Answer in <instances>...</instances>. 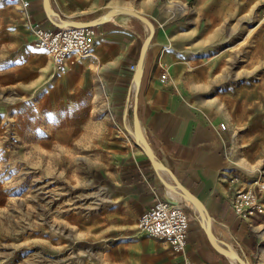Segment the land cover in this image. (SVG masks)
Here are the masks:
<instances>
[{
    "label": "rangeland",
    "instance_id": "1",
    "mask_svg": "<svg viewBox=\"0 0 264 264\" xmlns=\"http://www.w3.org/2000/svg\"><path fill=\"white\" fill-rule=\"evenodd\" d=\"M223 2L200 37L214 46L193 55H211L212 60L215 53L217 63L214 70L212 64L206 66L208 78L196 81L195 88L205 83L221 89L232 136L244 139L252 128L247 120L264 116V92L258 88L252 93L250 87L264 82V0ZM0 6L16 8L20 16L0 17V264H127L131 249L140 252L154 238L137 227L138 215L116 204L106 176L108 163L121 151L108 146L106 118L112 113L117 122H110L123 140H129L114 113L125 85L106 83L95 68L94 43L89 55H75L57 68L47 51L36 46L19 1ZM91 54L95 85L89 90L88 108L95 131L58 138V128L67 116L71 119L73 109L69 107L67 115L64 101L73 91L64 73L75 62L87 63ZM240 152L236 158L241 159L238 171L244 183L264 182V158L253 160ZM159 188L161 198L176 201L160 184ZM255 215L260 217L252 223L260 224L255 229L263 233L264 213ZM223 216L229 221L227 214ZM235 226L233 230L241 233Z\"/></svg>",
    "mask_w": 264,
    "mask_h": 264
},
{
    "label": "crops",
    "instance_id": "2",
    "mask_svg": "<svg viewBox=\"0 0 264 264\" xmlns=\"http://www.w3.org/2000/svg\"><path fill=\"white\" fill-rule=\"evenodd\" d=\"M219 1L224 5L223 1L226 0ZM219 1L51 0L55 9L70 21L85 23L106 15L113 7L133 9L153 21L155 39L148 53L143 85L139 80L137 87L138 124L141 118V94L145 106L144 125L139 124V127L144 128L148 143L167 173L201 198L200 201L210 216L209 225L214 229L217 225L222 227L232 242L247 254L249 264H264V232L259 233L255 229L260 224L254 227L252 223L260 215L240 219L230 208L236 189L250 184L244 183L238 171L241 159L236 157H240V151H245V155L251 159L264 158V116L247 120V125L252 127L249 128L247 137L234 138L230 124L224 118L222 96H219L222 95L221 89L216 86L206 87L205 83L202 87L195 88L196 81L208 78L206 66L210 68L208 65L212 64L213 69L217 63L215 53L212 60L211 55L195 58L193 55L199 49L214 46L213 41L202 40L200 37L209 29V18L217 9ZM27 12L31 23L54 27L43 0H29ZM18 14L16 8L0 6L1 18L11 15H17L15 17L18 18ZM117 14L118 12H114V18ZM94 32L93 51L96 62L91 54L87 63L84 60L75 62L64 73L73 91L70 98L66 97L64 101L67 115L70 113L68 108L73 109L71 119L67 116V121H63L58 128V138L61 134L76 137L95 131L89 123L92 112L88 108L89 90L95 85L93 62L95 68L98 67L103 73L107 84L117 82L125 85L122 94L117 95L120 102L114 113L121 124L122 106L126 102L124 121L134 130L132 105L135 95L131 86H128L133 73L130 65H136L149 28L146 24H143V29H139L127 21H110L105 26L94 29ZM196 58L197 61L194 62ZM162 71L168 74V78L161 82ZM250 87L252 93L258 88L264 92V82ZM110 118L114 121L110 122ZM106 119L109 121L111 136L108 146L110 144V147L121 149L108 163L107 181L116 196V204L137 217L162 197L161 190L150 161L138 146V141L134 137H128V141L132 143L128 147V141L123 140L112 124V121L117 122L114 114ZM220 121L226 122L225 129L220 128ZM258 125H263V128L258 130ZM121 127L126 131L123 124ZM235 175L239 177V181L232 182ZM262 199L264 201V193ZM223 213L227 214L229 221ZM234 225L241 233L237 232L238 229L233 230ZM189 226L187 244L182 253H175L168 243L152 239L140 252L129 248L127 264H231V260L219 250H211L208 239L201 232L194 226ZM223 241L226 242L225 239Z\"/></svg>",
    "mask_w": 264,
    "mask_h": 264
},
{
    "label": "built area",
    "instance_id": "3",
    "mask_svg": "<svg viewBox=\"0 0 264 264\" xmlns=\"http://www.w3.org/2000/svg\"><path fill=\"white\" fill-rule=\"evenodd\" d=\"M10 0H0L5 3ZM29 21L30 14L27 12L29 0H18ZM264 14V7L263 12ZM31 23V22H30ZM36 45L42 47L52 57L53 62L61 67L68 58L75 55H89L94 43V30L64 29L45 27L39 23H31ZM130 68L134 70L135 65ZM168 74L162 71L160 81H166ZM220 128L225 129L223 121ZM232 182L239 181L238 176H233ZM264 182L253 179L248 186L238 187L233 196L230 208L240 219H246L255 214L264 213ZM137 227L156 240L168 243L171 249L179 254L186 247L187 234L190 228L186 215L179 209L177 203L167 197L158 198L145 211L138 215Z\"/></svg>",
    "mask_w": 264,
    "mask_h": 264
},
{
    "label": "water",
    "instance_id": "4",
    "mask_svg": "<svg viewBox=\"0 0 264 264\" xmlns=\"http://www.w3.org/2000/svg\"><path fill=\"white\" fill-rule=\"evenodd\" d=\"M44 6L46 7L47 15L50 20V22L54 25L55 28H63L60 27L58 24H61L63 26H67L66 28H70L72 30L74 29H84V30H91V29H97L100 27L105 26L106 24L111 22H130L134 25H136L139 29H143V24H146L149 28V32H146V41L143 45L142 51L140 53V57L138 58L135 68L132 71V76L130 78L128 86L130 87L136 79H139L141 81V84L143 85L144 82V75H145V66L148 62V53L151 49V46L153 44V41L155 39V24L152 20H149L145 15H141L137 11L129 8H118L113 7L109 9L108 13L103 16H98L95 18H92L91 20L85 22V23H72L69 22L65 17H63L52 5L51 0H43ZM114 12H118L117 16L114 18ZM125 105L126 102L123 104V110H122V116H121V124H123L124 128L126 129L129 137H137L142 143H138V146L141 150L145 152L146 157L150 161V165L152 168V172L155 175L158 183L160 184L161 189L163 192L168 193L169 195L173 196L176 200V203L183 211V213L186 215L189 224L191 226H194L199 232H201L206 239H208L210 243L211 250L214 252V242H213V234H219L222 238L225 239V241L228 243V252H229V259L231 260V264H239V255L237 252V249L235 247V243L232 242V240L223 232H221L218 229L212 228L210 225L206 224L204 221H202L200 218L198 219L189 209H187L183 202L179 199L177 196V193L174 190L173 180L171 178V175L167 173V171L162 167L159 158H157L152 146L148 143L144 128L140 129V133L133 130L129 125H127L124 121L125 116ZM141 118L139 121V124L142 126L143 120H144V114H145V106H144V98L143 94H141ZM194 196H196L194 194ZM197 197V196H196ZM198 199H201L200 197H197ZM217 259V256H215ZM224 264V262H223Z\"/></svg>",
    "mask_w": 264,
    "mask_h": 264
},
{
    "label": "bare ground",
    "instance_id": "5",
    "mask_svg": "<svg viewBox=\"0 0 264 264\" xmlns=\"http://www.w3.org/2000/svg\"><path fill=\"white\" fill-rule=\"evenodd\" d=\"M68 21L72 22V23H74V22H76L78 24L80 23L77 21H70V20H68ZM58 25L60 27H63L64 29H67L66 28L67 26H63L61 24H58ZM68 29H70V28H68ZM138 82H139V79H136L135 82L131 85V90H135L133 93V95H135V96H134L133 105H132L134 130L137 131L138 133H140V127H139V124L137 122V115H136V113H137L136 104H137ZM134 138L136 141H138V143H140V144L142 143L137 137H134ZM171 178L173 180L174 190L177 193V196L179 197L181 202H183L184 206L195 211V213H197L198 216H200L201 220H203L206 224L209 225V223H210L209 213H208L207 209L204 207V205L202 204V202L200 201V199H198L196 196H194V194L191 191H189L188 189H186L182 184L180 185L172 176H171ZM171 197L174 198L173 196H171ZM216 229L220 230L224 234H227L225 232V230L221 229L220 227H217ZM212 237H213V242H214V248L216 250H219L221 253H223L225 256H227L229 258L228 243L223 241L224 238H222L219 234H215ZM238 255H239V259H240L239 264H249L248 261L246 259L242 258L239 253H238Z\"/></svg>",
    "mask_w": 264,
    "mask_h": 264
}]
</instances>
